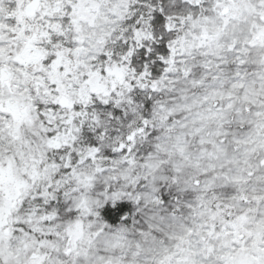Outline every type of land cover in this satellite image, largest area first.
Wrapping results in <instances>:
<instances>
[{"label": "snow or ice", "instance_id": "snow-or-ice-1", "mask_svg": "<svg viewBox=\"0 0 264 264\" xmlns=\"http://www.w3.org/2000/svg\"><path fill=\"white\" fill-rule=\"evenodd\" d=\"M0 264H264V0H0Z\"/></svg>", "mask_w": 264, "mask_h": 264}]
</instances>
